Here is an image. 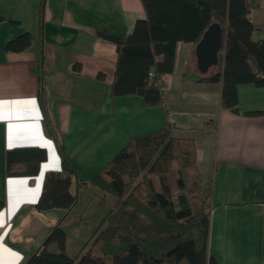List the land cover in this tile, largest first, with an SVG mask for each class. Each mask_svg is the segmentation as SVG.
<instances>
[{"label": "crops", "instance_id": "0c3cea01", "mask_svg": "<svg viewBox=\"0 0 264 264\" xmlns=\"http://www.w3.org/2000/svg\"><path fill=\"white\" fill-rule=\"evenodd\" d=\"M245 1L252 40H264V0ZM0 14V264H24L63 213L35 209L44 176L60 167L45 116L81 195L132 139L166 128L167 112L173 135L193 140L201 181L211 186L209 255L217 264H264V116L243 114L264 108V87L237 86L239 114L221 107V83L201 79L221 70L223 43L220 67L202 74L195 45L179 42L173 71L162 78L163 105L146 107L139 96L111 95L116 48L96 36L103 29L127 37L145 18L140 0H0ZM23 32L31 46L6 52ZM18 147L45 150L35 176L16 174L21 165L7 174L6 152Z\"/></svg>", "mask_w": 264, "mask_h": 264}, {"label": "trees", "instance_id": "16d2710c", "mask_svg": "<svg viewBox=\"0 0 264 264\" xmlns=\"http://www.w3.org/2000/svg\"><path fill=\"white\" fill-rule=\"evenodd\" d=\"M140 2L145 18L134 23L127 37L96 30L98 38L116 48L113 97L136 95L146 107L163 105L157 79L172 73L177 44L196 46L215 22L223 28L222 68L201 80L221 83V107L239 114L237 86L251 83L264 87V40H252L248 2ZM3 20L0 14V22ZM32 42V34L23 32L6 42L5 51L23 52ZM220 64L219 60L218 68ZM243 114L264 116V108ZM45 123L56 144L60 167L44 176L35 209H62L68 215L76 205L81 183L47 116ZM173 129L174 125H168L132 139L90 181L91 189L114 199L90 246L84 244L78 255L70 258L65 251L63 220H58L24 264H217L208 252L211 186L201 181L193 140L174 137ZM45 159L42 148L9 149L6 172L11 174L13 166L21 165L23 170L16 174L33 177Z\"/></svg>", "mask_w": 264, "mask_h": 264}, {"label": "rangeland", "instance_id": "374dc122", "mask_svg": "<svg viewBox=\"0 0 264 264\" xmlns=\"http://www.w3.org/2000/svg\"><path fill=\"white\" fill-rule=\"evenodd\" d=\"M113 202L112 197L91 189L78 195L76 205L68 215L65 210L63 213L62 211L57 213L58 220H63L62 227L67 239L69 256H76L86 243L90 246V241L95 239L93 236L95 230L106 217ZM105 262L108 263V260L105 259Z\"/></svg>", "mask_w": 264, "mask_h": 264}, {"label": "water", "instance_id": "95a60500", "mask_svg": "<svg viewBox=\"0 0 264 264\" xmlns=\"http://www.w3.org/2000/svg\"><path fill=\"white\" fill-rule=\"evenodd\" d=\"M222 42L223 28L216 22L210 24L194 49L196 67L200 73L205 74L218 65Z\"/></svg>", "mask_w": 264, "mask_h": 264}, {"label": "built area", "instance_id": "2783aa9c", "mask_svg": "<svg viewBox=\"0 0 264 264\" xmlns=\"http://www.w3.org/2000/svg\"><path fill=\"white\" fill-rule=\"evenodd\" d=\"M150 77H153V73L150 74ZM162 78H163L162 75L158 77L157 84L159 86L160 92L162 94H164V87L162 85ZM167 122H168V125H170V126H173L175 124L174 115L171 113H168V112H167Z\"/></svg>", "mask_w": 264, "mask_h": 264}]
</instances>
